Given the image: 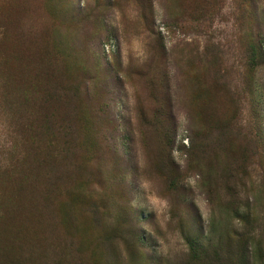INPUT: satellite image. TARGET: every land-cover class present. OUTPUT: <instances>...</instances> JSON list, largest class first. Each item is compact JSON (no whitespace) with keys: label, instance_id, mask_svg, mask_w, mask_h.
<instances>
[{"label":"rangeland","instance_id":"obj_1","mask_svg":"<svg viewBox=\"0 0 264 264\" xmlns=\"http://www.w3.org/2000/svg\"><path fill=\"white\" fill-rule=\"evenodd\" d=\"M10 246L6 264H264V0H0Z\"/></svg>","mask_w":264,"mask_h":264},{"label":"trees","instance_id":"obj_2","mask_svg":"<svg viewBox=\"0 0 264 264\" xmlns=\"http://www.w3.org/2000/svg\"><path fill=\"white\" fill-rule=\"evenodd\" d=\"M22 232H20V236H22ZM15 247V246H14ZM15 251V248H12V246H10V249L5 248V250L0 254V264H6L9 260V257L12 255L11 253Z\"/></svg>","mask_w":264,"mask_h":264}]
</instances>
